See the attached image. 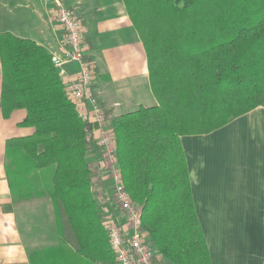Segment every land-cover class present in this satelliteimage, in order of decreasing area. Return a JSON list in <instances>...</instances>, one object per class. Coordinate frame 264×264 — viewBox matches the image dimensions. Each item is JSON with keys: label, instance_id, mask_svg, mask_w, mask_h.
<instances>
[{"label": "trees", "instance_id": "1", "mask_svg": "<svg viewBox=\"0 0 264 264\" xmlns=\"http://www.w3.org/2000/svg\"><path fill=\"white\" fill-rule=\"evenodd\" d=\"M124 2L158 103L104 111L116 165L142 208L156 263L212 264L181 137L264 106V0ZM0 58L3 113L23 108L22 124L34 128L7 141L11 191L16 200L49 195L57 214L59 243L33 252L32 263L119 264L94 193L90 157L95 150L105 157L99 123L79 114L44 46L0 32Z\"/></svg>", "mask_w": 264, "mask_h": 264}, {"label": "crops", "instance_id": "2", "mask_svg": "<svg viewBox=\"0 0 264 264\" xmlns=\"http://www.w3.org/2000/svg\"><path fill=\"white\" fill-rule=\"evenodd\" d=\"M65 2L82 21L101 105L116 115L156 105L145 47L124 0ZM0 32L30 38L50 53L62 34L52 0H0ZM66 70L72 75L78 66ZM2 80L0 58V264H33V252L59 243L56 208L49 195L14 199L7 141L34 128L22 124L23 108L4 115ZM181 142L212 264H264V106L212 132L183 135Z\"/></svg>", "mask_w": 264, "mask_h": 264}, {"label": "built area", "instance_id": "3", "mask_svg": "<svg viewBox=\"0 0 264 264\" xmlns=\"http://www.w3.org/2000/svg\"><path fill=\"white\" fill-rule=\"evenodd\" d=\"M52 1L62 31L59 48L51 53L53 64L67 84L69 96L80 115L93 118L99 123L100 143L104 146L105 157H108L114 166L117 164L116 146L109 130L104 128L107 121L98 96L91 86L93 73L83 44L82 21L65 0ZM71 63L78 66V71L72 75L66 70V65ZM113 169L117 167L114 166ZM115 193L121 218L120 222L116 220L108 222L107 227L117 261L119 264H157L155 261L157 252L148 240L146 231L142 229V208L131 198L122 179V173L116 175Z\"/></svg>", "mask_w": 264, "mask_h": 264}, {"label": "rangeland", "instance_id": "4", "mask_svg": "<svg viewBox=\"0 0 264 264\" xmlns=\"http://www.w3.org/2000/svg\"><path fill=\"white\" fill-rule=\"evenodd\" d=\"M61 37H62V34H61ZM87 60L90 62V60L88 58H87ZM91 69H92V65H91ZM92 73H93V70H92ZM91 86H92V84H91ZM96 95L98 96V100H99V103L101 105L99 95L97 93H96ZM101 108H102L103 112L106 111V109L102 105H101ZM84 118H90V117H84ZM91 120H95V119L92 118ZM104 128L109 130L112 141L114 142L111 127L108 124V122L106 123V126ZM96 137H97V144L102 146V148L104 150L103 152H105L104 146L100 143V140H99V137H101V131L99 132V129L96 132ZM97 144H95V146H97ZM92 154L93 155H91V157H90V160H91L90 162H91L92 167H94L95 171H96L95 176H93L94 193H95V196L100 203V210L102 212V218L104 220V222H103L104 226L108 230V227H107L108 222H111L113 220V217L116 218L118 216L121 218V210H120V206L117 202V198H116L117 195L115 193V182H116V175L119 173H122V179L124 181L123 172L121 169H119V166L115 165V164H114V166H116L117 169H113L114 166L111 165L108 157H104L101 154V159H97V157H96L97 153L93 152ZM102 161H104L103 162L104 164H102ZM98 165H99V167H98ZM102 165H104V166L102 167ZM40 181L43 184L42 177H41ZM135 203L140 206L139 203H137V202H135ZM161 264H168V263H166V261H162Z\"/></svg>", "mask_w": 264, "mask_h": 264}]
</instances>
